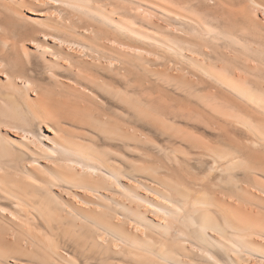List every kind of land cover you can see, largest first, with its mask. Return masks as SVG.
<instances>
[{
    "label": "bare ground",
    "instance_id": "6f19581e",
    "mask_svg": "<svg viewBox=\"0 0 264 264\" xmlns=\"http://www.w3.org/2000/svg\"><path fill=\"white\" fill-rule=\"evenodd\" d=\"M0 264H264V0H0Z\"/></svg>",
    "mask_w": 264,
    "mask_h": 264
}]
</instances>
